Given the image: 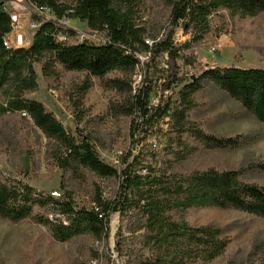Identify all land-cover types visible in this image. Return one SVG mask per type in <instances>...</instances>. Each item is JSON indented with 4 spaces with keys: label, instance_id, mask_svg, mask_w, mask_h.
I'll return each instance as SVG.
<instances>
[{
    "label": "trees",
    "instance_id": "1",
    "mask_svg": "<svg viewBox=\"0 0 264 264\" xmlns=\"http://www.w3.org/2000/svg\"><path fill=\"white\" fill-rule=\"evenodd\" d=\"M28 1L37 10L31 18L38 26L28 47L9 45L8 34L15 21L12 12L0 2V119L8 113L29 117L49 139V156L64 176L80 178L92 172L101 180L119 178V186L113 197H107L98 186L92 207H80L68 191L60 198L45 195L0 170L1 218L15 223L33 221L46 227L60 242L89 234L101 243L109 240L110 217L114 212L136 216L144 229L143 245L149 254L140 255L134 264L206 263L225 252L230 239L221 227L193 225L178 216L189 208L239 210L264 218V183L247 178L253 171L264 174V161L237 169L210 167L183 174L168 167L157 168L155 154V166L139 168L136 161L141 160V155L133 154L134 147L143 146L149 136L161 137L169 132L177 135L178 149L171 148L169 152L178 159L185 158L186 149L189 150L187 137L217 150L238 148L250 140L245 135L208 134L191 119L196 96L203 90L205 80L213 81L264 125V68L207 66L200 74L180 77V61L186 65L195 63L196 57L187 52L212 31L214 14L227 10L232 16L256 17L264 13V0H164L170 7L168 21L156 33L150 32L148 21L143 19L142 0ZM43 8L49 9L54 18L41 14L39 10ZM63 19H78L90 29L105 33L107 39L62 41L58 38L61 33L76 34V30L61 23ZM177 27L190 31L191 38L177 42ZM138 53H149V60L144 62ZM35 63L42 65L45 77L52 76L57 66L86 73L75 101L79 108L93 77L102 80L112 72L131 77L141 69L145 76L141 83H125L120 77L105 83L106 87L127 94L123 108L131 116L132 148L119 168L103 161L92 135L83 130L79 136L73 134L43 102L27 97L38 88ZM163 63L168 67H163ZM157 68L162 73L157 82L146 83L148 74ZM157 89L171 90L176 98L163 97L159 106L150 107L149 96ZM168 114L172 120L165 121L169 123L166 129L162 125ZM131 157L133 160L129 161ZM106 253L110 254L108 250ZM94 255L100 259L102 252L96 250Z\"/></svg>",
    "mask_w": 264,
    "mask_h": 264
},
{
    "label": "rangeland",
    "instance_id": "2",
    "mask_svg": "<svg viewBox=\"0 0 264 264\" xmlns=\"http://www.w3.org/2000/svg\"><path fill=\"white\" fill-rule=\"evenodd\" d=\"M5 2L14 21L15 13L19 17L9 45L15 47L13 39L17 33L23 35V45L30 46L38 29L31 18L36 8L28 0ZM140 9L151 33L166 26L170 7L164 0H142ZM65 21L82 31L88 27L78 19ZM211 30L198 46L187 52L196 57L195 63L186 65L180 61V77L185 79L195 73L200 74L207 66L264 68V13L256 17H241L221 10L212 16ZM175 32L180 43L191 38L190 31L182 27H177ZM89 41L100 42L102 39ZM34 68L38 88L27 97L43 102L73 134L79 136V131L83 130L92 135L103 161L119 168L121 160L132 148L129 133L131 116L123 108L127 94L112 90L105 83L117 77L124 79L125 83H141L145 78L141 69L138 68L131 77L118 72H112L102 80L93 77L92 86L79 108L75 101L79 98V86L87 76L85 72L67 71L57 66L52 76L45 77L40 63H35ZM158 69L148 74L146 83L157 82L162 74ZM204 83L203 90L196 96L191 119L208 134L219 137L245 135L250 140L238 148L217 150L204 147L194 137H187L189 150L186 149L185 158L178 159L169 152L171 148L178 149L175 133L157 137L159 148L156 150H152L150 145L154 135L149 136L142 142L143 146L134 147L133 154L141 155V160L136 161L139 168L142 165L153 166L154 154L158 160L157 168L168 167L183 174L210 167L237 169L264 161V125L213 81L205 80ZM49 145V139L29 117L8 113L0 119V170L9 178L23 180L55 198L68 191L80 207H92L98 186L107 197L116 194L119 186L117 177L101 180L92 172L80 178L64 176L63 170L49 156ZM132 160L133 157L129 159ZM247 178L264 183V174L258 171L251 172ZM178 216L193 225L219 226L230 239L225 252L213 261L190 264H264V218L239 210L213 207L189 208L179 212ZM143 232L138 217L114 212L110 217L108 242L97 243L89 234L60 242L46 227L33 221L15 223L0 217V264H134L140 255L149 254L143 245ZM94 250L102 252L100 259L94 258Z\"/></svg>",
    "mask_w": 264,
    "mask_h": 264
},
{
    "label": "built area",
    "instance_id": "3",
    "mask_svg": "<svg viewBox=\"0 0 264 264\" xmlns=\"http://www.w3.org/2000/svg\"><path fill=\"white\" fill-rule=\"evenodd\" d=\"M4 7L8 8L5 0H3L1 2ZM9 9V8H8ZM41 14L45 15L48 19L54 18L53 14L51 13V11L47 8H43L41 10H39ZM19 21V17L18 15L15 13V25H17V22ZM61 23L65 24L66 26L73 28L74 30H76V34L74 36H68L67 34L61 33L58 35V38L62 41H68V42H72V39H76V38H83V39H89V40H97V39H107L105 33L102 32H98L95 30L90 29L89 27H87L86 30H79L76 29L75 27H73L71 24L68 23V21H65V19L61 20ZM11 34H8V38L12 40L11 38ZM13 41H15V47H21L24 46V37L22 34H17L15 35V38L13 39ZM176 41L178 42V40L176 39ZM146 42L151 44V40L150 39H146ZM149 53H138L137 56L142 59L144 62L149 60ZM163 67L167 68V64L163 63ZM175 90H179V87H175ZM172 96V100L176 98V95H174L172 93L171 90H166V91H161L160 89L154 90L153 92H151L149 99H150V107H157L159 106V104L161 103L162 98H166L168 96ZM164 123H163V127L164 128H168L169 127V123H166L165 121H171L172 118L170 116V114L164 116L163 118ZM150 145L152 148L157 149L159 148V142L157 140V137H154L151 142ZM145 172V171H144Z\"/></svg>",
    "mask_w": 264,
    "mask_h": 264
}]
</instances>
